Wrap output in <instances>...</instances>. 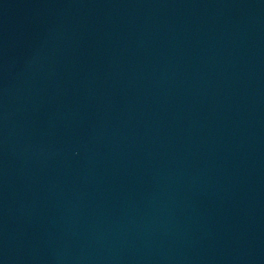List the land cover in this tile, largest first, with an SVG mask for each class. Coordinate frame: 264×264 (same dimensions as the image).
Instances as JSON below:
<instances>
[{"label":"water","instance_id":"water-1","mask_svg":"<svg viewBox=\"0 0 264 264\" xmlns=\"http://www.w3.org/2000/svg\"><path fill=\"white\" fill-rule=\"evenodd\" d=\"M0 264H264V0H0Z\"/></svg>","mask_w":264,"mask_h":264}]
</instances>
